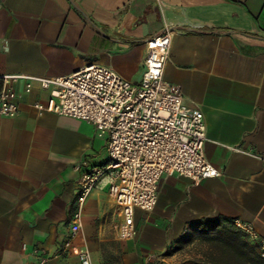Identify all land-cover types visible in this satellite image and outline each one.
<instances>
[{
	"label": "crops",
	"instance_id": "obj_1",
	"mask_svg": "<svg viewBox=\"0 0 264 264\" xmlns=\"http://www.w3.org/2000/svg\"><path fill=\"white\" fill-rule=\"evenodd\" d=\"M166 31L165 80L202 112L206 158L222 177L163 178L154 211L135 213L133 240L120 237L104 182L73 236L79 180L109 161L107 141L88 122L40 115L48 93L11 79L20 111L0 116V264H81L80 250L92 264H193L184 241L209 219L250 224L264 240V0H0V80L97 64L138 83L147 41Z\"/></svg>",
	"mask_w": 264,
	"mask_h": 264
},
{
	"label": "built area",
	"instance_id": "obj_2",
	"mask_svg": "<svg viewBox=\"0 0 264 264\" xmlns=\"http://www.w3.org/2000/svg\"><path fill=\"white\" fill-rule=\"evenodd\" d=\"M172 35L166 31L147 41L138 83L97 64L67 77L3 78L0 116L14 118L20 111L17 94L7 87L11 79L26 80V93L37 82L48 93L45 101L34 105L40 115L53 113L88 122L95 127L97 136L107 141L109 161L84 170L79 180V210L72 221L73 236L82 227L81 207L104 182L122 218L119 235L133 240L137 236L135 213L154 211L163 178H184L196 185L222 177L206 158L202 112L187 105L180 88L165 80ZM232 226L257 246L264 259V240L253 227L239 220ZM70 246L67 242L65 248ZM78 257L81 264H92L88 251L80 250Z\"/></svg>",
	"mask_w": 264,
	"mask_h": 264
},
{
	"label": "trees",
	"instance_id": "obj_3",
	"mask_svg": "<svg viewBox=\"0 0 264 264\" xmlns=\"http://www.w3.org/2000/svg\"><path fill=\"white\" fill-rule=\"evenodd\" d=\"M3 81L0 80V93ZM219 219L199 221L190 226L197 240L202 244L199 258L193 264H264L258 254L257 246L250 243L244 235L223 225ZM204 245V246H203Z\"/></svg>",
	"mask_w": 264,
	"mask_h": 264
},
{
	"label": "rangeland",
	"instance_id": "obj_4",
	"mask_svg": "<svg viewBox=\"0 0 264 264\" xmlns=\"http://www.w3.org/2000/svg\"><path fill=\"white\" fill-rule=\"evenodd\" d=\"M184 247H182V255H186V261L192 262L196 259L198 251L202 249V244L197 240L196 235L190 236L184 241ZM204 246V245H203Z\"/></svg>",
	"mask_w": 264,
	"mask_h": 264
}]
</instances>
